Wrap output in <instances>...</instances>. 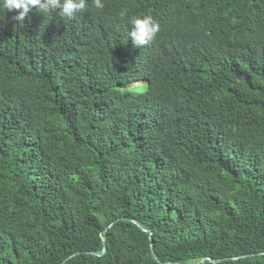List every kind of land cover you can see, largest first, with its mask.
<instances>
[{
  "label": "trees",
  "instance_id": "16d2710c",
  "mask_svg": "<svg viewBox=\"0 0 264 264\" xmlns=\"http://www.w3.org/2000/svg\"><path fill=\"white\" fill-rule=\"evenodd\" d=\"M101 2L0 13V264H264V0Z\"/></svg>",
  "mask_w": 264,
  "mask_h": 264
},
{
  "label": "clouds",
  "instance_id": "9594fccd",
  "mask_svg": "<svg viewBox=\"0 0 264 264\" xmlns=\"http://www.w3.org/2000/svg\"><path fill=\"white\" fill-rule=\"evenodd\" d=\"M95 7H104L101 0H95ZM88 8V0H0V13L16 11L15 19L23 22L30 12L36 11L42 16L52 17L58 15L63 19L71 20L77 13L85 12ZM121 18L127 16L126 12L120 13ZM132 27L130 39L140 48L155 39L160 26L151 15L143 17L133 16L127 21Z\"/></svg>",
  "mask_w": 264,
  "mask_h": 264
},
{
  "label": "rangeland",
  "instance_id": "374dc122",
  "mask_svg": "<svg viewBox=\"0 0 264 264\" xmlns=\"http://www.w3.org/2000/svg\"><path fill=\"white\" fill-rule=\"evenodd\" d=\"M142 83H144V82H142ZM134 85H132L131 87H133Z\"/></svg>",
  "mask_w": 264,
  "mask_h": 264
},
{
  "label": "water",
  "instance_id": "95a60500",
  "mask_svg": "<svg viewBox=\"0 0 264 264\" xmlns=\"http://www.w3.org/2000/svg\"><path fill=\"white\" fill-rule=\"evenodd\" d=\"M155 255V254H154ZM156 256V255H155Z\"/></svg>",
  "mask_w": 264,
  "mask_h": 264
}]
</instances>
